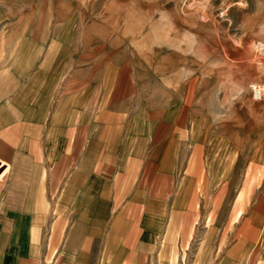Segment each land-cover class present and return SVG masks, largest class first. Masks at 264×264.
<instances>
[{"label":"crops","instance_id":"0c3cea01","mask_svg":"<svg viewBox=\"0 0 264 264\" xmlns=\"http://www.w3.org/2000/svg\"><path fill=\"white\" fill-rule=\"evenodd\" d=\"M34 9L0 0V264H264V161L74 68Z\"/></svg>","mask_w":264,"mask_h":264},{"label":"rangeland","instance_id":"374dc122","mask_svg":"<svg viewBox=\"0 0 264 264\" xmlns=\"http://www.w3.org/2000/svg\"><path fill=\"white\" fill-rule=\"evenodd\" d=\"M8 2L52 23L74 68L128 72L138 102L264 161V0ZM257 175L250 167L249 194Z\"/></svg>","mask_w":264,"mask_h":264},{"label":"bare ground","instance_id":"6f19581e","mask_svg":"<svg viewBox=\"0 0 264 264\" xmlns=\"http://www.w3.org/2000/svg\"><path fill=\"white\" fill-rule=\"evenodd\" d=\"M256 92H257V94H258V95H261V93H262V90H261V89H259V90H257Z\"/></svg>","mask_w":264,"mask_h":264}]
</instances>
